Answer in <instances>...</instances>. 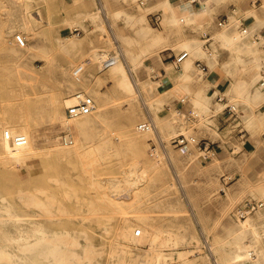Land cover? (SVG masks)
<instances>
[{"label":"rangeland","instance_id":"1","mask_svg":"<svg viewBox=\"0 0 264 264\" xmlns=\"http://www.w3.org/2000/svg\"><path fill=\"white\" fill-rule=\"evenodd\" d=\"M243 1L227 0L238 9L226 24L215 16L208 21L184 16L175 23L174 43L146 19L156 5L144 8L139 0H90L86 15L76 7L78 0H0V211L10 206L26 220L20 222V227L26 224L23 229L29 220L59 231L60 251L73 264H237L230 251L249 242L264 257V215L260 238L234 232L264 209L241 219L234 214L246 199L264 196V120L258 117L264 95L252 116L237 89L238 83L251 89L250 78L239 69L243 64L228 72L231 52L215 36L223 29L240 30ZM116 11L120 16H114ZM139 16L143 20L134 23ZM141 24L166 39L149 46L135 32ZM15 33L24 35V46L15 43ZM204 33L211 36L209 49ZM117 35L129 38L126 47L137 55L142 102L125 88H115L119 74H110V66L103 67L96 57L101 51H123ZM181 37H195L217 59L210 69L204 59L192 58L188 93L177 76L182 66H174L172 58L163 63L159 53L166 45L176 54L184 51ZM67 42L74 45L65 49ZM249 56L242 52L243 58ZM196 59L207 66L205 72L195 67ZM84 60L85 70L76 78L72 70ZM158 68L165 73L161 86L151 78V70ZM127 71L125 76L134 79ZM209 75L210 102L196 105L191 99L196 85ZM77 90L96 104L82 132L75 121L85 116L69 119L65 114ZM182 96L185 102L176 106ZM56 109L58 118L53 117ZM144 121L152 122L154 132L137 128ZM5 130L27 138L17 155L5 147ZM65 132L74 134L72 144L57 142ZM182 135L186 142L178 145L175 140ZM131 137L140 142L130 143ZM203 141L212 143L210 159L198 150ZM11 222L3 229L14 235L17 225ZM33 257L35 264H62Z\"/></svg>","mask_w":264,"mask_h":264},{"label":"bare ground","instance_id":"2","mask_svg":"<svg viewBox=\"0 0 264 264\" xmlns=\"http://www.w3.org/2000/svg\"><path fill=\"white\" fill-rule=\"evenodd\" d=\"M191 13H192V16H187L188 18H192V19L198 18L199 19V14H198L199 12L197 13L196 10L194 11L192 10ZM114 16L115 17L120 16V11H116L114 13ZM142 20H143V17L139 16L138 18L134 19L133 22L138 24ZM173 21L175 23H178V21L181 22L180 18L179 17L177 18L176 16H174ZM146 28L147 26H144L143 24H141L140 26H137V29L135 32L141 38H145L149 46L156 45L162 42L164 39H166L165 36L162 35L161 33H157V32L152 33V32H149L148 30L149 28L147 29ZM250 30L251 28L249 27V29H247L245 32H242L239 30V32L237 33H232L231 29L228 28V29H223L217 32L215 36L218 39V41L221 42L222 45L226 46L231 52L229 63H231L233 67L231 66L227 67L228 72L232 73L236 69V64L238 65L242 62L243 66H240V68L239 67L238 68L242 72H245L250 78V83L252 86L251 89H249L248 91H245L243 90L245 88V84H239V83H238L237 89L240 95L238 96V98L243 99L244 103L250 106V113L251 115L252 114L254 115V106L257 104L258 100L260 99L264 91L263 87H262L263 89H261L260 87L255 85L259 77L258 72L260 68L258 54L261 51L258 49V45L264 42L262 38H260V43H258L254 39H251L249 35ZM116 38L121 40V42L124 44L123 51H117V54L111 53L113 56L104 51H101L98 55H96V57L99 60L102 59L100 62L103 67L110 66L112 70L110 74H112L113 72L116 75L119 74L120 79L118 80L115 88L117 87L125 88V91L130 93L129 94L130 96L134 97L139 102H142L140 98H141V95L143 94L144 88H143L142 83L138 79V77H136L137 72L135 71L136 68L138 67L137 55L132 54L130 50L126 47V45L130 43L129 38L124 37L122 35H117ZM69 44L71 46L74 45V43L72 42H67L64 44V48L65 49L71 48ZM181 46L184 47L185 49L184 51L187 52V55L182 60V63H181L182 68L180 72L177 74V76L183 79V81L185 82L183 85V88L187 92L188 91L187 82L192 80V75L190 73V67L193 62L192 58L204 59L209 65L210 69L214 68L217 59H216L214 50L212 52L204 50L201 42L196 38L183 39L181 42ZM145 50L146 49H144L143 51ZM242 52H246L247 54L250 55L251 58H255L254 64L247 65L246 61H244L242 57ZM124 60L127 62V64L125 62L127 67L124 64ZM195 67H196V64H195ZM124 69L126 71L130 70L134 79H131L130 77H128V75L125 76ZM199 71H202V70H199ZM103 80H108V74H106L103 77ZM212 82H213V78L211 75H209V77L206 80H204L201 83H197L195 95L194 97H191V99L196 105H204L210 102L209 99L211 95L206 91V88H207V84L212 83ZM95 97L103 99L106 97V94L103 95L102 97H99V96H95ZM150 108L152 109L153 112H155L156 108H154L153 105L149 106V109ZM221 108H222V104L219 103L216 106V109L219 110ZM88 114L82 115V116H85L84 119L75 121V126L78 127L80 132L84 131L85 129L84 125L85 123L88 122V117H89ZM82 116H78L75 118H79ZM53 117L58 118L57 109L54 111ZM258 117L264 120V112H262L261 115L258 114ZM64 125L65 123H62L60 127H65ZM68 127L74 130L73 126L70 123ZM149 130H152L154 132V126H152L151 128H148V131ZM74 138L75 137L73 136V139ZM56 140L59 144L63 142L60 137L59 138L56 137ZM129 142L136 143V142H140V140L138 139V137H131V139H129ZM4 143H5V147L8 152H10L12 155H17L18 149L14 150L11 147L9 139H5ZM66 144L67 143H65V145ZM69 146H73V145H68V147ZM4 200H1V202ZM8 207L10 208V206ZM3 208L5 209L6 207H3ZM9 208L5 209L4 211L2 209L0 211V261L6 262L9 264H30L31 262L33 263L35 262L34 259L36 257L34 258L33 256H40L41 258L47 261L51 259L54 262H59L62 264H73L72 260H69L66 258L67 254L60 251V245H59V242L57 241L59 238V231L57 230L49 231L48 229L43 227L41 223L37 221H29V220L27 221V228L23 229L21 227L24 224L21 225L20 227V224H21L20 222H26V220L23 221V219L20 217L19 214H17L16 212H13L12 209H9ZM263 215H264V209H262L260 212L257 211L255 217L253 218L249 217L241 221L239 227L234 232L236 233L237 236L239 235V236L244 237L246 234H250L255 239L260 238L264 234V233L262 234V232L260 231V221ZM9 221H12L11 223L14 222L13 223L14 228H16L15 224L17 225L16 233L15 231L13 232L15 233L14 235H11L12 233L9 234L8 230L4 231L5 229L4 225H6V223ZM140 232H141V229H140ZM251 254H254L253 257L251 256ZM26 257L28 259H26ZM230 259L233 260L237 264H264V257L261 253V250L258 247H256L255 243L253 242H249L248 244L242 243V245L238 243L237 248H234L233 250L230 251Z\"/></svg>","mask_w":264,"mask_h":264},{"label":"crops","instance_id":"3","mask_svg":"<svg viewBox=\"0 0 264 264\" xmlns=\"http://www.w3.org/2000/svg\"><path fill=\"white\" fill-rule=\"evenodd\" d=\"M75 0H70L71 4ZM80 3L76 7L79 9L81 13H84V15L88 14L90 11L87 9V3L90 0H78ZM200 3V4H199ZM206 3V4H205ZM144 8L146 7H153L156 5L157 9L155 11H148L146 13V19L147 21L153 25L151 21V13L158 12L160 14V22L156 28H160L163 33L167 36L166 41H178V39H172L171 36L173 34V30L175 28V22L173 21L174 16L180 17V20H184V16H192L191 11L196 10L199 14L200 19H204L205 21H208L210 16L218 17L219 19L223 16L227 15L228 18L230 15H236L238 7L234 3H227V0H196L195 3H190L187 0H144L143 4H141ZM75 7V6H73ZM243 7L244 12H249L247 16L243 15L241 13L238 15V19L242 20L243 26L251 30L249 31V35L251 39L256 40L258 43H260V38H262L264 42V0H244L243 1ZM184 12V13H183ZM185 14V15H184ZM188 14V15H187ZM172 17V18H170ZM182 17V18H181ZM170 19V20H169ZM169 20V21H168ZM165 24V27H164ZM238 28V25H237ZM232 33H237L239 30L236 28L231 29ZM171 38V39H170ZM184 38H195V37H184ZM181 39H183L181 37ZM181 41V40H180ZM205 46V45H204ZM206 49H209L205 46ZM258 49L261 51L258 54V59L262 62L261 67L259 69L258 75L260 76V71L264 67V57L262 56L264 54V43H260L258 45ZM208 51V50H207ZM160 54V60L163 63H168L170 61H163L167 58H173L176 53L174 52L173 48L169 45L164 46L162 49L159 50ZM244 61H246L247 65L254 64L255 58H251L250 56L247 58H243ZM242 64V62L240 63ZM162 77L165 76V73H163L164 68H158ZM259 79V77H258ZM258 79L256 81V86L260 87L261 89L264 88V86L258 85ZM162 83L163 80H162ZM163 85V84H162ZM263 87V88H262ZM219 94H216L218 96ZM264 95V91L262 93ZM221 98H223L220 95ZM262 107L264 108V100L262 101ZM261 138L264 142V130L261 132Z\"/></svg>","mask_w":264,"mask_h":264},{"label":"built area","instance_id":"4","mask_svg":"<svg viewBox=\"0 0 264 264\" xmlns=\"http://www.w3.org/2000/svg\"><path fill=\"white\" fill-rule=\"evenodd\" d=\"M187 1H189L190 3L196 2V0H187ZM143 2H144L143 0H139L140 4H143ZM150 15H151V21H152L153 25L157 26L160 22V14L158 12H153ZM227 21H228L227 15H225L219 19L220 24L226 23ZM238 28L242 32H245L247 30V28L243 26V22L240 19H238ZM75 30H78V29L75 28ZM77 33H79V31H77ZM202 37H203V41H204L203 44L207 48H209L211 36L208 33H204ZM13 39L18 46H24L26 43V39L22 33H15L13 35ZM186 55H187L186 51H182L179 54L174 55L172 58V62L174 64V66H180L182 60L186 57ZM87 61L88 60H84L83 62H80L79 64H77L73 68L72 74L76 78L80 77V74L85 70V65H86ZM195 64L199 70H202L204 72L207 70L206 65L203 64L200 60H195ZM161 77H162V75H161L159 70H155V69L151 70V78L158 82V86H161L163 84ZM258 85L259 86L264 85V67L260 71V76L258 79ZM73 96H74V102H72L66 106L65 114H66L67 118L70 119V118L82 116V115H85V114L92 112L95 109V107H96L95 101H94L93 97L91 95H89L88 93H86L84 91H77L73 94ZM217 97H218V100L222 99L219 95ZM185 100H186V98L184 96H182L181 98H178L176 100L177 101L176 106L179 105V103L183 104L185 102ZM151 127H152L151 121H144V122L137 124V128L140 130L148 129ZM4 136L7 139H9L11 147L14 150L21 148L27 142L26 136L20 132L12 134L8 130H5ZM60 138L62 139V141L64 143H67V144H71L73 141V137H72V134L70 132L63 133ZM175 142L178 145H182L186 142V138L182 135V136L178 137L175 140ZM198 150H199V152H200V154L204 160L210 159L211 155L213 154L212 143L209 141L200 142V143H198ZM263 206H264V196L262 198H259V199L249 198V199H246L243 203H241L238 207H236L234 214L239 219L245 218L248 214L258 210L259 208H262ZM251 255H253V254H251Z\"/></svg>","mask_w":264,"mask_h":264}]
</instances>
